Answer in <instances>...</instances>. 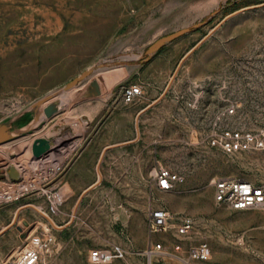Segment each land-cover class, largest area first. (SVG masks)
Masks as SVG:
<instances>
[{"label":"rangeland","instance_id":"1","mask_svg":"<svg viewBox=\"0 0 264 264\" xmlns=\"http://www.w3.org/2000/svg\"><path fill=\"white\" fill-rule=\"evenodd\" d=\"M262 3L0 0V185L5 166L13 165V145L22 139L48 133L57 143L52 148L67 159L55 189L62 196L59 211L54 213L38 191L27 193L0 204V231L29 203L42 205L56 220L71 219L97 176L95 168L94 176L84 170L74 176L77 152L91 145L99 154L106 143L135 139L138 113L163 93L182 57L227 15ZM136 84L143 94L126 103L124 88ZM233 104L235 113L221 115ZM219 115L222 128H264V5L227 20L185 61L168 94L141 115V137L128 145L137 153L139 184L128 188L130 199L124 202L137 212L138 223L146 219V245L148 206L154 200L172 212L173 223L181 215L195 219L193 240L209 243L213 264H264V210L218 204L212 183L220 177L264 182V150L226 154L210 146ZM156 160L185 176L175 190L151 187ZM87 205L82 200L63 232L38 208L24 209L21 220L0 236V259L28 235L50 230L54 264H90V250L114 242L111 228L120 221L86 211ZM120 228L133 245L127 227ZM161 237L167 236L156 238ZM141 261L128 257L113 264Z\"/></svg>","mask_w":264,"mask_h":264},{"label":"built area","instance_id":"2","mask_svg":"<svg viewBox=\"0 0 264 264\" xmlns=\"http://www.w3.org/2000/svg\"><path fill=\"white\" fill-rule=\"evenodd\" d=\"M142 94L141 85H129L124 88L126 103L135 101ZM235 111L233 104L221 115L226 113L230 115ZM221 115L218 116L217 124L209 135L210 146L226 154L264 150L263 127L258 129L222 128L220 126ZM29 161L24 170L16 167L20 173L19 180L11 178L9 174L11 164L5 166V180L0 185V204L38 191L45 195L52 211L56 213L59 211L62 196L55 189L60 176L66 169V156L52 149L40 157H31ZM152 178L151 187L154 190L166 192L175 190L177 185L185 180L183 174L161 165L153 169ZM212 183L218 204L231 210H264V182L256 183L248 179L220 177L214 179ZM41 211L49 215L45 208ZM52 220L58 225L53 218ZM173 220L174 215L168 208L159 205L157 201H151L147 212L149 241L145 248H127L121 243L112 242L91 249L88 262L90 264H113L117 260L135 257L143 260L141 261L143 264H213L212 249L209 243L193 240L195 219L190 215H181L177 223H173ZM161 235L167 237L156 238ZM126 240L129 241L130 238L127 236ZM54 244L55 237L51 231L42 230L32 233L13 253L6 254L0 260V264H54L51 259Z\"/></svg>","mask_w":264,"mask_h":264},{"label":"crops","instance_id":"3","mask_svg":"<svg viewBox=\"0 0 264 264\" xmlns=\"http://www.w3.org/2000/svg\"><path fill=\"white\" fill-rule=\"evenodd\" d=\"M139 132L140 135L138 140L141 137L140 121ZM128 141L130 140H118L115 142L106 143L105 145H103V147H101L99 154L98 147H93L91 145L83 148L82 150L80 149L77 152L78 157L74 162L73 173L74 176H76L78 175V172L84 170L89 171L91 176H94L95 168L97 172L96 179L93 181V183H95L99 178L97 166L102 152L106 147L110 145H116L107 151L101 164V172L103 175L102 183L90 190L83 199L88 202V205L84 208V210H98L99 212L110 214V216L115 220L114 223L120 221L119 225H113L111 228L112 241L121 243L127 248L142 249L146 246V239L143 238L144 230L145 228H147L146 219H144L143 217L142 221L138 223L137 212L131 209L128 210L124 206V202L130 199L128 188H130L131 186H137L139 184V181L135 176L137 170V153L131 151V148H129L128 146L129 144H123ZM156 167L157 160L155 161L154 166L150 172L152 181V171ZM93 183H91L90 185H92ZM117 188L121 189L119 190ZM99 204L100 206L98 207ZM53 217L57 219L56 214H52V218ZM58 220H60V222ZM58 220L56 221L57 224H60V226H65V228L61 229L60 231H65L68 228V222L71 219H68L66 221L64 220V218L60 219L58 216ZM120 226L127 227V231L133 237V245L128 243L126 237L124 236V233L120 230Z\"/></svg>","mask_w":264,"mask_h":264},{"label":"water","instance_id":"4","mask_svg":"<svg viewBox=\"0 0 264 264\" xmlns=\"http://www.w3.org/2000/svg\"><path fill=\"white\" fill-rule=\"evenodd\" d=\"M264 3L262 4H256V5H250V6H246V7H243L229 15H227L217 26H215L210 32H208L199 42H197L181 59V61L179 62L173 76L171 77L169 83L167 84L165 90L163 91V93L156 99L154 100L151 104L147 105L145 108H143L137 115V118H136V128H137V132H138V137L134 140H130L128 142H125L123 144H130V143H133L135 141L138 140L139 138V135H140V132H139V121H140V117L141 115L146 112L149 108H151L152 106H154L155 104H157L158 102H160L167 94L168 92L170 91L174 81L176 80L182 66L184 65L185 61L207 40L209 39L227 20H229L230 18L246 11V10H250V9H253V8H256V7H259V6H263ZM185 32V30H181L179 32V34H183ZM176 35H172L170 36V38H174ZM4 139V136L3 135H0V141ZM51 142H53V140H49V139H46V138H43V137H37V138H27L25 141L23 142H19L17 144H15L14 148H13V152H12V156H16V155H19L23 152H25L26 150L30 149L31 150V155L32 157H40L42 156L43 154L47 153L48 151L52 150V144ZM116 145H110L108 147H106L104 149V151L102 152L101 154V157H100V160L98 162V166H97V170H98V173H99V178L98 180L93 183L92 185H90L88 188H86L82 194L80 195L75 207H74V211H73V215H72V218L71 220L68 222V225H70L74 220H75V217L77 215V212H78V208L82 202V200L84 199L85 195L90 191L92 190L93 188L97 187L98 185H100L102 183V180H103V175H102V172H101V164L103 162V159L107 153V151L114 147ZM9 174L11 176V178L13 180H19L20 179V173H19V170L16 168V166L14 165H11L10 168H9ZM28 208H35L37 209V207L32 204V203H29V204H25L23 206H21L18 210H17V213H16V216L14 218V220L5 228H3L1 231H0V236L3 235L4 233H6L10 228H12L16 222H17V218L19 216V214L24 210V209H28ZM41 213H43V215H45L46 218H48V220L57 228H60V229H63L65 228V226H59V225H56L52 218L45 214L44 212H42L40 210Z\"/></svg>","mask_w":264,"mask_h":264},{"label":"bare ground","instance_id":"5","mask_svg":"<svg viewBox=\"0 0 264 264\" xmlns=\"http://www.w3.org/2000/svg\"><path fill=\"white\" fill-rule=\"evenodd\" d=\"M19 133H20V132H19ZM38 133H39V132H38ZM49 135H50V134L46 133V134H43V135H37V136H35L34 138H37V137H43V138H46V139L51 140V139L49 138ZM34 138H33V139H34ZM26 139H27V138L22 139V140H20L19 142H23V141H25ZM19 142H18V143H19ZM15 144H17V143H15ZM15 144H14L13 146H15ZM51 144H52V147H54V146H56L57 143H55V142H51ZM74 145H75V144H74ZM63 148H64V147H63ZM9 149H10V147H6V151H9ZM57 149H58V148H57ZM71 150H72V149H71ZM68 151H69V150H68ZM11 154H12V153H11ZM31 154H32V153H31V150L28 149V150H26L25 152H23V153H21V154H19V155L14 156L13 159H12L11 161H12V163H13L14 166H16V167H18V168L24 170V169L27 168L28 163L30 162L29 160H30V158L32 157ZM23 161H26V162H23ZM22 163H24V165H27V166H26V167H23ZM61 199H62V198H61ZM36 206H37V208H38L39 211H40L41 209L44 208L42 205H36ZM46 211H47V210H46ZM47 212H48V211H47ZM60 212H63V211H60ZM53 219H54L55 221H57L56 218L53 217ZM18 220H21V217H20V216L17 218V221H18ZM48 223H49V222H48ZM46 228L49 229V225H48V224H46ZM51 228H52V227H51ZM49 231H50V230H49Z\"/></svg>","mask_w":264,"mask_h":264}]
</instances>
